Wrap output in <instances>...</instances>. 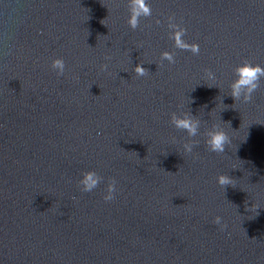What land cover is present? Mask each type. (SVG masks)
<instances>
[{
  "label": "water",
  "instance_id": "water-1",
  "mask_svg": "<svg viewBox=\"0 0 264 264\" xmlns=\"http://www.w3.org/2000/svg\"><path fill=\"white\" fill-rule=\"evenodd\" d=\"M146 2L132 30L127 0H0V264H264V78L250 103L227 95L235 65L264 66V0ZM170 16L198 55L174 47ZM213 124L221 154L204 143ZM86 170L104 178L91 193Z\"/></svg>",
  "mask_w": 264,
  "mask_h": 264
},
{
  "label": "clouds",
  "instance_id": "clouds-1",
  "mask_svg": "<svg viewBox=\"0 0 264 264\" xmlns=\"http://www.w3.org/2000/svg\"><path fill=\"white\" fill-rule=\"evenodd\" d=\"M128 16L126 23L132 30H136L140 27L141 18H147L152 15V10L146 0H127ZM160 23L159 20L156 21ZM168 29H170V38L174 42V47L180 50H186L193 55H198L200 52L199 45L195 42H188L184 37L187 34V30L181 24L174 21L173 17H168L167 23ZM110 59V57H105ZM161 60L167 61L169 64L175 63V57L173 53L164 51L161 53ZM51 68L55 71L57 76H64L66 72L65 61L61 57H55L51 60ZM102 71H107V64H101ZM234 78L229 84V93L232 99L237 102L250 103L253 99V94L256 93L261 86V79L264 78V66L259 64L250 63L248 60H242L239 64L235 65L232 69ZM134 72L138 77H145L149 74V71L142 67L141 64H136ZM205 73L209 79H215V74L210 69H205ZM211 87V86H209ZM170 123L177 129L184 131L188 137H196L200 135L201 121L196 116L189 113L172 112L169 114ZM204 143L207 146V150L221 154L225 151L226 145L230 143V138L227 133L212 125L204 130ZM173 138V143H175ZM199 143L198 140L189 139L182 143V149L185 154H191L195 145ZM104 178L100 176L94 170L83 171L80 178L77 181L79 190L82 193H91L97 189ZM217 182L221 187L233 186L234 178L227 174H218ZM117 181L115 178H109L105 184L104 193L102 199L107 202H112L116 198L117 193ZM213 222L221 227L225 228L226 225L221 222V217L217 216Z\"/></svg>",
  "mask_w": 264,
  "mask_h": 264
}]
</instances>
